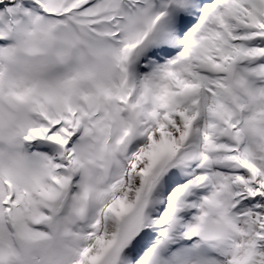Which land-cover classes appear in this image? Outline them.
Listing matches in <instances>:
<instances>
[{"label":"snow or ice","instance_id":"1","mask_svg":"<svg viewBox=\"0 0 264 264\" xmlns=\"http://www.w3.org/2000/svg\"><path fill=\"white\" fill-rule=\"evenodd\" d=\"M0 264H264V0H0Z\"/></svg>","mask_w":264,"mask_h":264}]
</instances>
